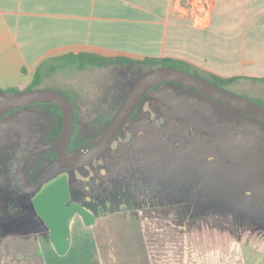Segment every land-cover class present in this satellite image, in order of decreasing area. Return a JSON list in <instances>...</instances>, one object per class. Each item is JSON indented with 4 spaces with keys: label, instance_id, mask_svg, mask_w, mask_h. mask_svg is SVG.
<instances>
[{
    "label": "crops",
    "instance_id": "1",
    "mask_svg": "<svg viewBox=\"0 0 264 264\" xmlns=\"http://www.w3.org/2000/svg\"><path fill=\"white\" fill-rule=\"evenodd\" d=\"M172 1L0 0V88L24 89L45 62L79 53L170 58L201 74L264 77V0H211L203 27L177 16ZM87 85L73 96L99 89ZM139 108L92 163L57 175L27 197L26 210L0 217V264H247L236 212L229 201L219 204L205 179L190 199L169 200L161 197L167 187L132 174L140 159L127 138L145 121ZM135 140L138 151L149 142L142 131ZM209 180L216 185V175Z\"/></svg>",
    "mask_w": 264,
    "mask_h": 264
},
{
    "label": "rangeland",
    "instance_id": "2",
    "mask_svg": "<svg viewBox=\"0 0 264 264\" xmlns=\"http://www.w3.org/2000/svg\"><path fill=\"white\" fill-rule=\"evenodd\" d=\"M77 69L75 65H64L41 77L37 84L20 90L50 89L70 96L71 101L79 106L78 118L82 120L83 114L85 117L86 128H80V120L78 134L82 139H89L110 122L132 84L151 67L110 65L88 67L83 73ZM193 72L211 79L207 74ZM88 82L99 89L81 92L84 97L73 96V88L87 89ZM165 83L160 90H152L147 95L138 111V116H145V121L139 128L132 129L133 133L127 138L132 144V153L140 159L135 166H129L132 174L136 170L154 187H167L168 195L159 192L161 197L169 200L177 199L179 194L190 199L197 193L200 179H205L206 189L211 186L221 197L219 204L224 206L225 201H229L236 212L240 249L245 253L248 250L247 264H252L253 259L256 264H264V126L200 93L172 82ZM225 88L264 106V83L240 79ZM5 95L0 93V98ZM35 104L41 106V103ZM36 111L27 108L17 114L18 120L9 117L0 120V171L3 170L0 172V217L27 209L28 196L18 191L13 182L19 163L15 154L22 145L20 142L9 143L7 138L12 135L17 121L20 124L16 128H21L17 132L22 134L21 119H26L30 127L35 123L47 126L48 121L40 120ZM139 131L149 141L140 151L135 140ZM36 141L38 144L24 143V146L29 144V154L23 174L26 176L29 172L31 178L36 172L30 166L43 151L42 141L39 138ZM44 164L41 162L39 167ZM147 175L151 179L146 178ZM213 175H216V185H209ZM200 196L202 202L206 196ZM247 236L255 241L253 250L246 242Z\"/></svg>",
    "mask_w": 264,
    "mask_h": 264
},
{
    "label": "water",
    "instance_id": "3",
    "mask_svg": "<svg viewBox=\"0 0 264 264\" xmlns=\"http://www.w3.org/2000/svg\"><path fill=\"white\" fill-rule=\"evenodd\" d=\"M164 82H174L231 107L264 125V106L226 88L220 87L204 77L194 75L173 66H158L142 73L128 90L118 110L110 122L95 136L77 147L68 151V146L74 131V107L68 97L58 91L50 89L20 90L0 98V117L10 111L35 103H54L60 107L63 124L56 141V162L48 167L37 179L30 184L24 181L19 183V189L26 196L39 191L42 185L57 175L86 166L104 153L120 135L122 129L136 112L142 98L154 86ZM23 168L21 163L18 171L20 176Z\"/></svg>",
    "mask_w": 264,
    "mask_h": 264
},
{
    "label": "trees",
    "instance_id": "4",
    "mask_svg": "<svg viewBox=\"0 0 264 264\" xmlns=\"http://www.w3.org/2000/svg\"><path fill=\"white\" fill-rule=\"evenodd\" d=\"M51 61L54 63L49 64L48 62H45L43 65H41L37 69L31 83L28 86L37 84L41 77H44L45 75H48L51 72H54L57 68L63 67L64 65H75L78 69H84V68H88V67L102 68V67H106V66H110V65H122V66H124V65H126V66L127 65H137V66L138 65H140V66L141 65H149L151 68L158 67V66H173V67L179 68L181 70H184L186 72H190L194 75L200 76L199 74L193 72V71H198L195 66L191 65L190 63L188 64V62L183 61V60H175V59H170V58H166V59L145 58L143 60L137 61V60L126 58V57H102V56L92 54V53H79V54L63 55L60 57L53 58ZM43 69H45V73H44ZM202 75H204V74H202ZM208 76L211 79H208L206 77H204V78H206L207 80L211 81L212 83H214L220 87H223V88H225L226 86H228V85H230V84H232V83H234L240 79H243L242 77H238V76L220 77V76H217L214 74H209ZM200 77H202V76H200ZM249 80L259 81V82L264 83V77H260V78H254L253 77V78H250ZM172 83H174V82H172ZM174 84H177V83H174ZM160 85H163V84L162 83L157 84L152 89H150L145 94V96L142 98L139 106L146 99L147 94L149 92H151L152 90L157 89ZM177 85L185 87L189 90L196 92L195 90L190 89L186 86H183L180 84H177ZM29 89H27V90H29ZM17 91H20V89L18 87H9L6 89L0 88V93L6 94V95L13 93V92H17ZM65 95L71 101L70 96H68L67 94H65ZM72 104L74 106V115H75L74 124L75 125H74V131H73V135L71 137L70 143H69L68 150H74L88 140V139H82L78 134V131H77L78 107L73 102H72ZM35 105H37V104H30V105H26V106L14 109V110L10 111L9 113H7L6 115L1 116L0 120L3 119L4 117H9V116L13 115L15 112H17L21 109L33 108V109H36L37 112H39V116H37V117L40 120L46 119L48 121L47 126H44L43 123H42V126H40V127H38V126L30 127L29 126V135H28L29 143L35 142L32 144H38V142L36 140H38V138H39V141H42V144H44V145L49 144L50 145V148L45 150V151H42L40 156H38L33 161V163L31 164L30 168L34 172H36L34 179L37 180L38 177L49 167V166H47L45 168V170H38L39 165L41 164L42 160L44 158L52 159L53 160L52 164L56 160L55 146H56V141L59 137V134H60V131L62 128L63 116H62V111H61L60 107L54 103H41V106H35ZM139 106H138V108H139ZM226 107H228V106H226ZM229 108H231V107H229ZM132 119H135V113L130 117V120H132ZM257 122H259V121H257ZM260 124L263 125L262 123H260ZM122 131H123V129H122ZM122 131H121V133H122ZM39 135H40V137H39ZM92 137L93 136H91L89 139H91ZM40 138H41V140H40ZM42 157H44V158H42ZM2 171L3 170H1L0 172H2Z\"/></svg>",
    "mask_w": 264,
    "mask_h": 264
},
{
    "label": "flooded vegetation",
    "instance_id": "5",
    "mask_svg": "<svg viewBox=\"0 0 264 264\" xmlns=\"http://www.w3.org/2000/svg\"><path fill=\"white\" fill-rule=\"evenodd\" d=\"M74 107V106H73ZM77 107H79V106H77ZM25 109H27V108H25ZM25 109H21V110H19V111H17V112H15L13 115H11V116H9V118H13V119H16V120H18V119H20V118H18V117H16L17 116V114L18 113H20V112H23V110H25ZM37 116H39V114H37ZM24 117V116H23ZM22 118V117H21ZM21 126L23 127L22 128V134H19L18 132H17V130H21V128H16L17 126H18V124H20V123H18V121L17 122H15V127H14V131L13 130H11V131H13L12 132V135L10 136V137H8L7 139L8 140H10V142L9 143H11V142H15V143H17L18 144V142H20V144L22 145L21 147H19V148H17V150H16V156H17V160L16 161H19V163H18V166H17V169H16V171H15V173H14V175H13V182H14V186H15V188L18 190V191H20L21 192V190L19 189V183H23L24 181H26L27 180V182H29L30 184H32V183H35L37 180H35L34 179V177H30V174H29V172L27 173V175L26 176H24V174H23V168H22V170H21V173H20V176L21 177H19L18 176V171H19V169H20V166H21V163L23 162V167H24V162H25V160L27 159V155L29 154V144L28 145H25L24 146V143L26 142V141H28L29 142V139H28V135H29V124L27 123V120L26 119H21ZM35 126H38V127H40V126H42V125H37V123H35V125H34V127ZM16 128V129H15ZM73 135V134H72ZM95 135V134H94ZM20 140H22V141H20ZM89 140V139H88ZM82 145V144H81ZM69 147V146H68ZM50 148V145L49 144H43L42 145V149H43V151H45V150H47V149H49ZM35 150H37V148L35 149ZM75 150V149H74ZM68 151H72V150H68ZM22 156V158H20ZM45 162V164H44V166L43 167H39L38 168V170H45V168L47 167V166H51L52 165V162H53V160L52 159H48V158H44L43 160H42V162ZM47 162V163H46ZM56 162V160L54 161V163ZM53 163V164H54ZM42 166V165H41ZM31 167V166H30ZM40 177V176H39ZM38 177V178H39Z\"/></svg>",
    "mask_w": 264,
    "mask_h": 264
},
{
    "label": "built area",
    "instance_id": "6",
    "mask_svg": "<svg viewBox=\"0 0 264 264\" xmlns=\"http://www.w3.org/2000/svg\"><path fill=\"white\" fill-rule=\"evenodd\" d=\"M174 13L182 18H189L196 26H206L211 11V0H173Z\"/></svg>",
    "mask_w": 264,
    "mask_h": 264
}]
</instances>
